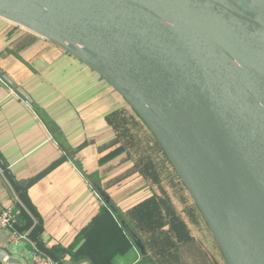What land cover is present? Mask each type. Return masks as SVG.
<instances>
[{"label": "water", "instance_id": "water-1", "mask_svg": "<svg viewBox=\"0 0 264 264\" xmlns=\"http://www.w3.org/2000/svg\"><path fill=\"white\" fill-rule=\"evenodd\" d=\"M0 18L104 78L167 154L224 262L264 264V0H0Z\"/></svg>", "mask_w": 264, "mask_h": 264}, {"label": "crops", "instance_id": "crops-1", "mask_svg": "<svg viewBox=\"0 0 264 264\" xmlns=\"http://www.w3.org/2000/svg\"><path fill=\"white\" fill-rule=\"evenodd\" d=\"M0 68L32 97L50 120L48 124L0 76V165L3 167L0 210L12 206L16 210V204L21 203L17 186L27 187L45 230L41 238L43 248L37 247L51 258L57 248H72L78 236L107 207L98 187L110 196L118 213L110 207L109 210L118 222L120 213L132 225L134 207L156 191L133 171V161L120 153L122 146L108 123L107 118L121 110L135 115L120 94L61 47L3 18H0ZM65 144L75 152L66 154ZM62 159L61 164L50 170ZM176 204L193 238L180 247V263L222 264L217 253L219 247L205 232L206 227L211 236L199 209ZM136 223L142 227V221L137 219ZM103 228L98 224L95 233L98 235ZM134 230L148 247L146 233L135 227ZM9 236V231L0 229V250L7 253L5 257L0 255V261L31 264L34 242L29 237L14 248L8 244ZM129 239L133 247L125 253H116L114 264H156L148 248L153 261L140 253L131 236ZM84 243L85 240L81 241L75 250ZM107 245L104 239L103 247ZM64 260L67 264H94L89 259L71 262L70 255L64 256Z\"/></svg>", "mask_w": 264, "mask_h": 264}, {"label": "trees", "instance_id": "trees-1", "mask_svg": "<svg viewBox=\"0 0 264 264\" xmlns=\"http://www.w3.org/2000/svg\"><path fill=\"white\" fill-rule=\"evenodd\" d=\"M107 120L116 133L117 143L122 146L120 153L125 155V159L133 161V171L142 177L147 186L157 189L152 197L134 207L136 209L131 217L133 223L131 226L146 233L144 236L147 248L156 264H181L180 247L193 239L175 204L177 201L185 208H191L192 198L185 184L144 122L127 110L118 111ZM63 161L64 159L54 164L50 170ZM38 179L31 181L30 184ZM17 191L21 199V203H17L15 207L17 229L23 233L31 230L30 239L39 248H43L41 244L45 231L43 220L28 196L27 187L18 185ZM191 205L198 209L195 203ZM191 213L194 216V212ZM137 219L143 222L142 227L136 223ZM98 224H102L104 228L98 231L97 235L95 230ZM129 238L124 227L107 206L78 236L72 248H57L55 251L57 253L52 252L51 256L56 264H67L64 260L66 255L71 256V262L89 259L94 264H114L116 253H125L133 247ZM104 239L108 243L106 248L103 247ZM83 240H85L83 246L75 250Z\"/></svg>", "mask_w": 264, "mask_h": 264}, {"label": "built area", "instance_id": "built-area-1", "mask_svg": "<svg viewBox=\"0 0 264 264\" xmlns=\"http://www.w3.org/2000/svg\"><path fill=\"white\" fill-rule=\"evenodd\" d=\"M3 170V167L0 165V171ZM14 207H9L4 210H0V229L7 230L10 232L9 236V246L10 247H18L23 241H28L31 230L27 232H20L17 229L18 220L15 215ZM35 244V243H34ZM33 244V253L31 256V264H56L55 261L40 250L37 245ZM0 255L7 256L5 251L0 250Z\"/></svg>", "mask_w": 264, "mask_h": 264}, {"label": "rangeland", "instance_id": "rangeland-1", "mask_svg": "<svg viewBox=\"0 0 264 264\" xmlns=\"http://www.w3.org/2000/svg\"><path fill=\"white\" fill-rule=\"evenodd\" d=\"M155 190H157V189L155 188ZM156 192H157V191H156ZM176 203H178V202L175 201V204H176ZM178 204H179V203H178ZM191 204H194L192 201L190 202V207H191V208H195V207H193ZM176 206H177V204H176ZM181 206H182V205H181ZM182 208H183V207H182ZM192 220L195 221L194 218H192ZM204 230H205V232L207 233V235L211 238L212 235H211V236L209 235L208 229H206V227H205ZM210 234H211V233H210ZM212 238H213V237H212ZM212 238H211V239H212ZM217 253H218V256H219V258H220V261H221L223 264H226V263L224 262V259L222 258L223 256H221V255H222L221 252H220V251H217ZM220 254H221V255H220Z\"/></svg>", "mask_w": 264, "mask_h": 264}, {"label": "bare ground", "instance_id": "bare-ground-1", "mask_svg": "<svg viewBox=\"0 0 264 264\" xmlns=\"http://www.w3.org/2000/svg\"><path fill=\"white\" fill-rule=\"evenodd\" d=\"M262 256H263V258H264V254H263Z\"/></svg>", "mask_w": 264, "mask_h": 264}]
</instances>
